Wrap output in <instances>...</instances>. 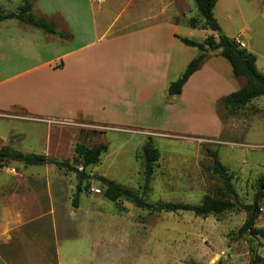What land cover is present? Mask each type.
<instances>
[{
	"label": "rangeland",
	"instance_id": "obj_1",
	"mask_svg": "<svg viewBox=\"0 0 264 264\" xmlns=\"http://www.w3.org/2000/svg\"><path fill=\"white\" fill-rule=\"evenodd\" d=\"M44 1L32 10L37 18L44 8L62 6ZM192 1L193 19L199 27L195 40L201 42L205 20ZM23 3V0H0V13H16ZM214 15L222 33L246 43V50L257 56V67L264 73V0H219ZM1 25L0 22V28ZM209 35L218 38L211 30ZM188 51L184 57L197 55L194 47ZM210 53L215 55L209 61L210 67L202 72L188 95L170 96V81L161 99L151 100L152 104L165 103V112H161L157 121L151 116L144 119L145 124L132 125V119L128 120L131 116L125 111L113 117L117 124L103 126L83 119H32L17 109L0 115V148L8 146L13 152L4 166L7 168L0 167V172L28 167L20 157L31 153L68 161L74 167L68 170L53 164L29 166V171L46 172L55 181V227L49 217L23 228L25 232L32 228L36 237L47 240L48 260L40 257L37 262L264 264V239L240 232L248 217L245 208L237 205L231 211L207 218L196 217L192 212L151 213L128 202L117 205L107 200L103 196V184L98 180H111L138 191L151 203L200 204L205 195L226 194L223 180L213 172L209 149L218 152L219 161L233 177L239 203L254 204L259 190L264 188V96L254 99L237 114H230L223 107V100L244 87L247 79L235 77L228 60L218 52ZM177 62L173 68H182L183 73L186 66L180 67ZM137 125L149 132L138 134L125 129ZM150 140L159 150L160 159L150 189L144 193L143 146ZM78 143L88 146L105 143L108 151L102 155L100 164L84 167L75 153ZM79 172L93 178L82 179ZM98 188L102 194L93 192ZM77 195L79 206L74 207ZM47 199L40 191L37 203L33 198V211L50 212L52 207ZM263 199L259 200V206ZM255 229L264 230V215L260 212ZM31 252L28 250L27 256Z\"/></svg>",
	"mask_w": 264,
	"mask_h": 264
},
{
	"label": "crops",
	"instance_id": "obj_2",
	"mask_svg": "<svg viewBox=\"0 0 264 264\" xmlns=\"http://www.w3.org/2000/svg\"><path fill=\"white\" fill-rule=\"evenodd\" d=\"M30 1L33 9L45 2ZM192 2L49 0L51 5L62 6L40 10L39 18L55 24L59 33L55 35L19 21H0V115L17 109L32 119H83L102 126L117 124L112 119L123 111L130 114L132 125L145 124L144 119L151 116L159 119L165 103L152 104L151 100L161 99L167 84L183 74L182 68H173L176 60L180 67H187L198 55L195 48L194 58L184 57L190 47L180 39L195 40L199 30L191 23L195 18ZM209 31L204 28L201 42ZM214 56L208 53L175 98L193 91ZM138 126L125 129L149 132ZM29 170L28 166L0 172V264L48 260L47 240L36 237L32 228L27 232L23 228L49 217L55 227V181L46 172ZM40 191L50 201V212L32 209ZM28 250L32 251L29 256Z\"/></svg>",
	"mask_w": 264,
	"mask_h": 264
},
{
	"label": "trees",
	"instance_id": "obj_3",
	"mask_svg": "<svg viewBox=\"0 0 264 264\" xmlns=\"http://www.w3.org/2000/svg\"><path fill=\"white\" fill-rule=\"evenodd\" d=\"M198 11L203 16L205 29L211 30L217 34L220 30L219 23L214 15V9L219 0H194ZM33 4L30 0H25L18 8L16 13H0V21L17 20L23 24L42 29L48 35H55L57 29L55 24L45 18H37L32 13ZM192 26L196 27L194 19L191 20ZM209 35L203 42H197L186 37H180L181 41L189 47L198 50V55L188 64L183 74L168 87V93L172 97L180 95L190 77L197 72L203 65L209 52H218L221 57L228 60L232 67L235 77H245L247 83L244 87L230 94L223 100V107L229 110L230 114L235 115L243 110L254 99L264 96V73L257 67V56L246 49L240 48L236 40L228 37L224 33L218 35ZM61 37H64L61 34ZM108 151L105 143L88 146L85 143H78L75 146L76 155L82 159L84 167L98 165L101 163V157ZM208 155L213 161V172L218 174L224 182L226 194L224 196L205 195L200 204L158 202L151 203L145 200L138 191H134L121 184L111 180H106L105 185H101L103 196L120 205L122 202H128L151 213L164 212H192L196 217L207 218L209 216H219L227 211H231L238 206L248 211V217L240 229L241 233L250 232L255 237L264 239V230L255 229L256 221L259 216L258 202L264 198V188L259 190L257 198L253 205L244 206L239 203L236 190L232 185L233 177L229 175L225 167L219 161L217 151L207 150ZM143 156L145 160V182L143 192L147 193L150 189L151 179L155 171V165L160 159V152L150 140L143 146ZM13 157V152L8 146L0 148V167H4L9 159ZM24 164L27 166L53 164L60 169L74 170V167L68 161H58L51 159L45 154H26L24 155ZM82 183V181H80ZM230 196V197H229ZM74 207L79 206L78 195L73 202Z\"/></svg>",
	"mask_w": 264,
	"mask_h": 264
},
{
	"label": "built area",
	"instance_id": "obj_4",
	"mask_svg": "<svg viewBox=\"0 0 264 264\" xmlns=\"http://www.w3.org/2000/svg\"><path fill=\"white\" fill-rule=\"evenodd\" d=\"M235 40H236V43L240 46V48L246 49V43L244 41H242L239 38H236ZM93 192H95L96 194H102V190L99 188L93 189ZM259 212L264 215V199L262 200V203L259 206Z\"/></svg>",
	"mask_w": 264,
	"mask_h": 264
},
{
	"label": "water",
	"instance_id": "obj_5",
	"mask_svg": "<svg viewBox=\"0 0 264 264\" xmlns=\"http://www.w3.org/2000/svg\"><path fill=\"white\" fill-rule=\"evenodd\" d=\"M58 34H59V33H58ZM217 34H218V35H221V34H222V31H221V30H218V31H217ZM20 159L23 160V157H20ZM79 176H80L82 179H87V180H90V179L93 178L92 175H87V174H85V173H83V172H79ZM98 180L101 181V183H102L103 185L106 184V181H105V180H103V179H98ZM78 191L80 192L81 189L79 188Z\"/></svg>",
	"mask_w": 264,
	"mask_h": 264
}]
</instances>
